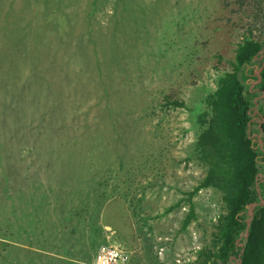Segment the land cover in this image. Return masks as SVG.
Returning <instances> with one entry per match:
<instances>
[{"label":"rangeland","instance_id":"rangeland-1","mask_svg":"<svg viewBox=\"0 0 264 264\" xmlns=\"http://www.w3.org/2000/svg\"><path fill=\"white\" fill-rule=\"evenodd\" d=\"M245 37L264 0H0V264H92L105 225L129 264L198 263L225 205L201 189L184 227L197 116Z\"/></svg>","mask_w":264,"mask_h":264},{"label":"trees","instance_id":"trees-1","mask_svg":"<svg viewBox=\"0 0 264 264\" xmlns=\"http://www.w3.org/2000/svg\"><path fill=\"white\" fill-rule=\"evenodd\" d=\"M20 32L14 39L19 43L24 34ZM232 65L205 97L206 109L197 116L201 130L195 153L207 173L187 193L190 210L184 227L196 218L193 198L201 189L219 190L225 212L196 264H264V41L245 37ZM169 104L187 107L183 101ZM254 124L259 136L251 131Z\"/></svg>","mask_w":264,"mask_h":264},{"label":"built area","instance_id":"built-area-1","mask_svg":"<svg viewBox=\"0 0 264 264\" xmlns=\"http://www.w3.org/2000/svg\"><path fill=\"white\" fill-rule=\"evenodd\" d=\"M165 240H168V238H161V241ZM164 252L165 247L161 246L158 253L163 255ZM129 259V251L123 244L107 242L105 244H101L98 247L93 264H129ZM193 259L194 257L192 254L188 252L183 255H179V257L176 259V262L177 264H188L193 262Z\"/></svg>","mask_w":264,"mask_h":264},{"label":"crops","instance_id":"crops-1","mask_svg":"<svg viewBox=\"0 0 264 264\" xmlns=\"http://www.w3.org/2000/svg\"><path fill=\"white\" fill-rule=\"evenodd\" d=\"M104 227L106 229L105 242L101 243V244H105L106 242L119 244V241H115V242L111 241L112 236H115V234H116V230L110 225H107V226L105 225ZM56 246L57 247L58 246L63 247L61 244H57ZM134 247L136 249L135 250H131V252L133 253L134 251H138L140 253V256H141V258H139L138 261L134 262V264H154L153 262L147 263V261L145 260L146 258H145V255H144V247L142 246V244H138L137 243V245H135ZM25 248H26V250H28V246H26ZM43 248H44V244H43V241H42V244L40 242V245H38V246L36 245L34 248H32V250H34L33 252L36 253V257L34 259H33V257L32 258L30 257V259H29L28 257L21 255L20 256V264H27L28 263L27 259L30 260L29 264H48V262H47L48 260H53L50 257L56 258L55 260H60V261L61 260L66 261V259H70V258H68L66 256H58L57 254H54V252H47L49 250H44L45 248L44 249ZM39 254H42L43 256L39 255ZM94 257H95V255H93V257H92L93 260H91V261H94ZM45 261L47 263H45ZM160 261H162V262H160V264H167V262L164 263L163 259H160ZM51 264H62V263L57 262V263H51ZM92 264H93V262H92Z\"/></svg>","mask_w":264,"mask_h":264}]
</instances>
